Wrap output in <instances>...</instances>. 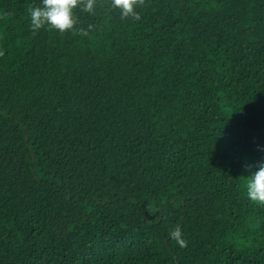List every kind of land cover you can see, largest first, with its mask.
<instances>
[{"label": "trees", "instance_id": "1", "mask_svg": "<svg viewBox=\"0 0 264 264\" xmlns=\"http://www.w3.org/2000/svg\"><path fill=\"white\" fill-rule=\"evenodd\" d=\"M41 2L0 0V264H264V0L64 35L33 34Z\"/></svg>", "mask_w": 264, "mask_h": 264}, {"label": "clouds", "instance_id": "2", "mask_svg": "<svg viewBox=\"0 0 264 264\" xmlns=\"http://www.w3.org/2000/svg\"><path fill=\"white\" fill-rule=\"evenodd\" d=\"M145 0H42L40 6H33L28 9L30 16L31 31L36 34L39 30L46 28L48 31H57L60 35L74 30L78 23L75 10L80 9L84 13L94 14L96 7L109 6L112 10L120 13L121 20L132 18L140 20L136 8L143 6ZM92 26L88 29H80L81 35L87 36ZM4 53L0 51V56ZM250 166L246 165V168ZM258 169L247 178L248 198L260 205H264V162L255 165ZM173 239L183 248L187 246L186 241L181 239V232L177 227Z\"/></svg>", "mask_w": 264, "mask_h": 264}]
</instances>
